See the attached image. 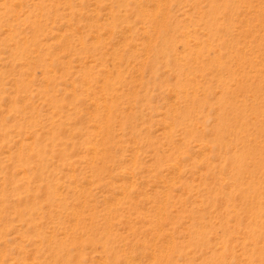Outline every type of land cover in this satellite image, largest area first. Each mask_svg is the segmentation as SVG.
<instances>
[{"label":"rangeland","instance_id":"374dc122","mask_svg":"<svg viewBox=\"0 0 264 264\" xmlns=\"http://www.w3.org/2000/svg\"><path fill=\"white\" fill-rule=\"evenodd\" d=\"M0 264H264V0H0Z\"/></svg>","mask_w":264,"mask_h":264},{"label":"bare ground","instance_id":"6f19581e","mask_svg":"<svg viewBox=\"0 0 264 264\" xmlns=\"http://www.w3.org/2000/svg\"><path fill=\"white\" fill-rule=\"evenodd\" d=\"M238 157V156H237ZM242 159V158H241ZM235 160V159H234ZM239 162V161H238Z\"/></svg>","mask_w":264,"mask_h":264}]
</instances>
